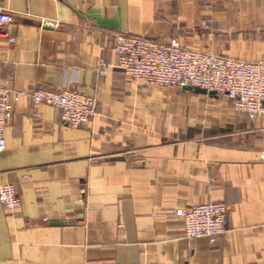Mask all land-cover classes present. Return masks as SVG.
Wrapping results in <instances>:
<instances>
[{"label": "crops", "instance_id": "1", "mask_svg": "<svg viewBox=\"0 0 264 264\" xmlns=\"http://www.w3.org/2000/svg\"><path fill=\"white\" fill-rule=\"evenodd\" d=\"M0 7L14 17L0 29L9 88L74 90L97 101L96 115L76 127L29 97L16 104L0 184H14L22 204L0 202V264H264V115L236 116L223 99L134 81L114 52L119 32L164 42L181 35L189 48L210 51L208 40L222 31L197 25L223 24L227 7L234 23L264 24V0H0ZM232 39L222 55L264 59V37ZM210 110L236 123L233 145L197 122ZM208 201L230 205L226 233L215 243L185 238L175 210Z\"/></svg>", "mask_w": 264, "mask_h": 264}, {"label": "built area", "instance_id": "2", "mask_svg": "<svg viewBox=\"0 0 264 264\" xmlns=\"http://www.w3.org/2000/svg\"><path fill=\"white\" fill-rule=\"evenodd\" d=\"M13 21V14L0 7V29ZM114 52L117 68L134 81L165 88L201 87L210 93L226 95L235 109L252 118L264 113V59L245 61L188 48L176 38L164 42L121 32L115 35ZM1 65L0 61V153L6 149V129L23 97H29L35 105L59 109L63 122L74 127L96 115L97 101L79 91L44 87L12 90L1 79ZM260 160L264 163V153ZM0 202L10 209L21 206L14 184H0ZM227 211L225 204L204 203L178 209L176 214L182 220L185 235L197 238L223 233Z\"/></svg>", "mask_w": 264, "mask_h": 264}, {"label": "rangeland", "instance_id": "3", "mask_svg": "<svg viewBox=\"0 0 264 264\" xmlns=\"http://www.w3.org/2000/svg\"><path fill=\"white\" fill-rule=\"evenodd\" d=\"M208 1L211 4L216 5V2H218L220 0H208ZM233 1L236 2L238 0H224V2L226 4H229V5H231L233 3ZM241 1H249V0H241ZM256 1L260 4L263 2V0H256ZM225 10L226 11L230 10V12H229L230 18L228 20H226L223 24H220V23L217 24L215 22L216 19H212L208 23L203 22V24L196 26L198 28V30L208 29V31H213V30L218 29V31H220V30L222 31L220 34L212 36L208 40V44H209L208 46H210L209 49H211V50L206 51L207 53L221 54L219 48H222V47L231 48L233 45V42H234L232 37L235 35L239 36L240 34H242V35L244 34V35L250 36V34H251L252 37L257 38V39L264 37V24H260V23H238V22L234 23V22H232L233 8L227 7V8H225ZM235 11H236V8H235ZM196 27H195V29H196ZM174 38L178 39L183 46L188 47L183 42L181 35L180 36L177 35V36L173 37L172 39H174ZM169 41H167V42H169ZM235 42L238 43V40H236ZM235 47L238 48L239 44H235ZM201 52H203V51H201ZM207 96L210 98H213V99L217 98V99H223V100L227 101L229 106H230V109H232V112H234L236 114V116L240 115L239 111L237 109H235L232 100L230 98H228L226 95L221 94V93H212V92L210 93L209 92L207 94ZM263 115H264V113L261 115H258L255 118L257 119ZM200 118H202V119L200 121H198L199 120L198 119L197 122H199V125H201L202 127L208 129V132L210 135H211V133L220 134L221 135L220 139L222 142H224L225 144H228V145L234 144V140H233L234 135L232 133L235 132L236 130H238V128H236V123L233 124L232 122H227L225 119H223V117H221L218 114H215L214 110L208 111L207 115H204L203 117L200 116ZM237 141L239 142V140H237ZM262 153H264V150L259 153V159L258 160L260 163H262V161L260 160V155ZM204 203H222V204H225L228 208L227 218H226V222H225V231L223 233H220V234L215 235V236H208V235L200 236V237H207V238H209L211 243H215L227 231V219H228V214H229L231 208H230V205H228L227 203H224V202L208 201V202H204ZM204 203H200V204H204ZM197 205H199V204H197ZM185 208H189V207H185ZM178 209H181V208H178ZM178 209L175 210L174 214L181 220V218L176 214V211ZM181 222H182V220H181ZM182 225H183V223H182ZM183 231H184V228H183ZM184 237L187 239L200 238V237L189 238L185 235V231H184Z\"/></svg>", "mask_w": 264, "mask_h": 264}, {"label": "water", "instance_id": "4", "mask_svg": "<svg viewBox=\"0 0 264 264\" xmlns=\"http://www.w3.org/2000/svg\"><path fill=\"white\" fill-rule=\"evenodd\" d=\"M184 89H185V90H190V91H195V92H197V93H199V94H205V95L209 93L206 89L201 88V87L187 86V87H185Z\"/></svg>", "mask_w": 264, "mask_h": 264}]
</instances>
